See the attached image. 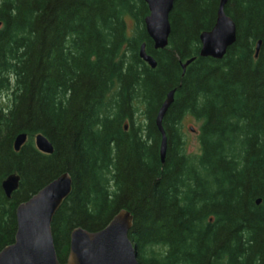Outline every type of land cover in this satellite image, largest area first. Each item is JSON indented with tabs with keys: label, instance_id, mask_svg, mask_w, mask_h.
I'll list each match as a JSON object with an SVG mask.
<instances>
[{
	"label": "trees",
	"instance_id": "1",
	"mask_svg": "<svg viewBox=\"0 0 264 264\" xmlns=\"http://www.w3.org/2000/svg\"><path fill=\"white\" fill-rule=\"evenodd\" d=\"M219 1L175 0L168 45L154 50L143 0H0V251L16 208L67 173L50 226L60 264L74 229L99 232L120 211L133 217L138 264H264V0H227L235 43L220 61L200 58ZM171 91L162 164L155 118ZM187 116L200 124L198 154L185 151Z\"/></svg>",
	"mask_w": 264,
	"mask_h": 264
},
{
	"label": "water",
	"instance_id": "2",
	"mask_svg": "<svg viewBox=\"0 0 264 264\" xmlns=\"http://www.w3.org/2000/svg\"><path fill=\"white\" fill-rule=\"evenodd\" d=\"M174 1L143 0L149 12L144 19V28L154 50H163L168 45L169 15ZM226 4L227 0L219 1L212 29L199 36L200 58L220 61L235 43L236 29L224 12ZM260 46L261 43L258 42L255 58ZM138 55L150 69L156 68V62L146 53L144 44L140 46ZM193 60H187L182 64L183 73ZM174 93L171 91L166 95L155 118V125L161 135L159 157L162 164L167 147L162 121L173 103ZM26 140L25 134L18 135L13 142L14 151L18 152ZM34 146L44 155L53 152L51 144L42 135L34 137ZM19 181L18 175L11 174L2 182L1 187L7 199H10L18 189ZM71 190V178L64 173L16 208L14 242L0 251V264H60L56 258L50 226L55 213L70 195ZM259 203L260 201L256 202L257 205ZM132 226V215L127 211H120L99 232L89 233L81 228L74 229L70 234L69 252L65 264H138L135 247L128 239Z\"/></svg>",
	"mask_w": 264,
	"mask_h": 264
},
{
	"label": "rangeland",
	"instance_id": "3",
	"mask_svg": "<svg viewBox=\"0 0 264 264\" xmlns=\"http://www.w3.org/2000/svg\"><path fill=\"white\" fill-rule=\"evenodd\" d=\"M131 22L128 21V26L131 28ZM199 123H195L194 119L190 116H187L183 121L182 128V139L185 141V151L189 155L198 154L199 152V143H198V127ZM192 129L193 131H191Z\"/></svg>",
	"mask_w": 264,
	"mask_h": 264
}]
</instances>
